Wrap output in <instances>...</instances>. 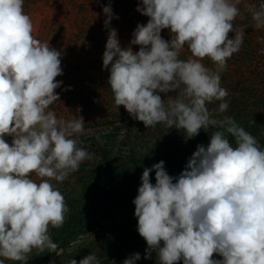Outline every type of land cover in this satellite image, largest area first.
<instances>
[{
	"label": "clouds",
	"instance_id": "9594fccd",
	"mask_svg": "<svg viewBox=\"0 0 264 264\" xmlns=\"http://www.w3.org/2000/svg\"><path fill=\"white\" fill-rule=\"evenodd\" d=\"M239 2L141 0L136 11L148 21L137 24L126 47L110 27L119 19L111 0L102 9L103 69L117 107L146 129L163 123L186 139L210 126L223 129L207 146L197 145L179 176H170L163 160L143 170L134 215L147 244L144 259L155 252L157 264H264V147L232 117L215 119L207 107L221 101L220 113L229 108L220 74L243 43L244 32L234 25ZM249 11L255 27L264 28V3ZM165 29L170 39L161 35ZM33 31L24 0H0V264H27L34 249L55 252L49 228H61L69 208L51 181L63 182L93 155L74 138L84 132L83 118L65 121L48 110L59 100L62 54ZM185 46L191 55L181 59ZM140 259L134 253L123 264ZM79 264L99 260L90 253Z\"/></svg>",
	"mask_w": 264,
	"mask_h": 264
},
{
	"label": "trees",
	"instance_id": "16d2710c",
	"mask_svg": "<svg viewBox=\"0 0 264 264\" xmlns=\"http://www.w3.org/2000/svg\"><path fill=\"white\" fill-rule=\"evenodd\" d=\"M45 3L51 14L46 19L39 35L41 42L49 43L61 52L63 75L56 89L59 100L53 102L49 111L58 119L70 121L83 118L84 132L74 138L78 147H84L92 155L83 161L79 170L71 173L63 182L52 180L69 208L61 228H49V235L57 245L55 252L34 249L27 264H70L95 254L99 264H123L134 253H140L136 264H157L156 253L144 259L147 244L137 231L133 200L141 185L145 167L163 160L170 176L177 177L185 170L187 162L197 145L207 146L217 127L201 129L199 134L186 139L183 130L168 128L163 123L145 128L133 119L123 106L117 107L107 85L108 70L103 69L108 30L103 6L109 0H24L35 6ZM235 2V0H233ZM141 0H111L114 16L111 28L118 32L122 47L129 46L137 24H146L148 17L136 11ZM264 0H240L237 5L240 15L235 19L236 29L243 30L240 50L227 61L221 72V87L227 89L225 98L229 108L218 111L219 103L207 105L213 118L221 120L232 117L264 147V28L257 29L249 7L259 10ZM161 35L170 39L169 31ZM232 35V34H230ZM134 51L139 47L131 45ZM191 53L187 46L180 53L188 59ZM202 63L213 71L215 65L207 58ZM162 98L167 97L161 94ZM168 95L176 96V93ZM230 143L235 139L226 133ZM11 142V137H6ZM145 151L148 155L143 156ZM33 180L39 178L32 174ZM155 183V172L150 174ZM214 259H222L214 254ZM5 264H24L6 260ZM182 264V261L179 262Z\"/></svg>",
	"mask_w": 264,
	"mask_h": 264
},
{
	"label": "rangeland",
	"instance_id": "374dc122",
	"mask_svg": "<svg viewBox=\"0 0 264 264\" xmlns=\"http://www.w3.org/2000/svg\"><path fill=\"white\" fill-rule=\"evenodd\" d=\"M25 12L32 18L34 31L33 35L37 37L45 24L46 19L51 14V9L43 2H39L35 6L24 4Z\"/></svg>",
	"mask_w": 264,
	"mask_h": 264
}]
</instances>
